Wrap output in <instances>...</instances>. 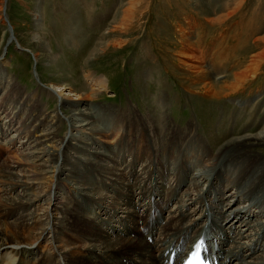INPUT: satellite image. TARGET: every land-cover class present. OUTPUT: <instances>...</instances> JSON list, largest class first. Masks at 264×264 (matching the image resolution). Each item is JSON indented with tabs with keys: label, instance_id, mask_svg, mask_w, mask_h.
<instances>
[{
	"label": "bare ground",
	"instance_id": "1",
	"mask_svg": "<svg viewBox=\"0 0 264 264\" xmlns=\"http://www.w3.org/2000/svg\"><path fill=\"white\" fill-rule=\"evenodd\" d=\"M194 27L183 29L174 53L192 79L189 90L199 88L212 102L245 89L264 49L250 55L248 64L238 59L226 73L224 63L209 65L212 54L201 46V34L192 36ZM217 68L221 72L214 73ZM77 87L62 84L57 91L86 95L85 87ZM167 94L158 93L156 100L144 93L152 104L141 115L79 101H69L68 110L62 100L69 131L95 135L91 142L73 143L59 134L62 118L42 111L38 97L25 96L0 68V264H167L169 249L189 251L200 236L209 239L215 264H264V156L251 153L264 143V126L224 144L215 135L211 145L194 125L176 129ZM119 132L114 145L101 143L107 133ZM22 138L29 143L22 142L15 162L8 152ZM137 161L142 163L136 169ZM92 173L102 180L91 179ZM56 176L60 187L72 188L61 191L52 183ZM141 228L153 234L152 242Z\"/></svg>",
	"mask_w": 264,
	"mask_h": 264
},
{
	"label": "rangeland",
	"instance_id": "2",
	"mask_svg": "<svg viewBox=\"0 0 264 264\" xmlns=\"http://www.w3.org/2000/svg\"><path fill=\"white\" fill-rule=\"evenodd\" d=\"M126 11L129 14L125 18ZM211 19L214 21L209 22ZM120 24H124V29H115ZM188 26L194 27L193 37L201 34V46L209 50L207 55L212 54L208 57L209 65L224 63L229 73L238 59L248 64L250 55L264 49V40L260 38L264 37V0H0V68L25 96L38 97L42 111L62 118L59 134L67 142H91L95 137L69 131V121L64 120L69 114L66 111L69 101L120 112L132 110L141 115L152 104L143 94L157 100L160 92L168 93L165 95L167 106L176 129L194 125L211 145L217 139L215 135L221 137L218 144H224L243 133H257L264 126V58L245 89L234 96L209 102L197 92L199 88L189 90L187 85L192 79L178 67L179 59L174 54L179 51L183 29ZM220 51L224 53L218 59ZM219 71L217 68L214 73ZM91 78L97 82L103 80L105 87L95 85ZM62 84L85 87L88 91L82 97L74 95L76 90L61 93L57 88ZM94 92L99 96L94 98ZM62 100L68 101L65 102L67 109L60 106ZM1 111L0 107V115ZM120 137L121 132L107 133L100 140L112 146ZM27 140L18 139L16 146H11L12 152L10 149L8 154L14 157L13 161L21 160L17 153L24 150L22 142L29 143ZM48 146L52 143L48 142ZM251 148V153L264 156V143ZM1 157L2 153L0 160ZM90 161L88 167H91ZM141 163L137 161L135 168ZM90 178L102 180L99 173H92ZM52 183L61 191L72 188L60 187L62 181L58 176ZM182 183L184 188L178 196L183 193L187 179ZM153 212L152 209L150 213ZM164 220L162 217L161 221ZM141 230L152 242L153 234L148 235L144 228ZM132 235L136 237L135 233Z\"/></svg>",
	"mask_w": 264,
	"mask_h": 264
},
{
	"label": "water",
	"instance_id": "3",
	"mask_svg": "<svg viewBox=\"0 0 264 264\" xmlns=\"http://www.w3.org/2000/svg\"><path fill=\"white\" fill-rule=\"evenodd\" d=\"M8 25H9L10 32H13V27H12V25L10 24L9 21H8Z\"/></svg>",
	"mask_w": 264,
	"mask_h": 264
},
{
	"label": "snow or ice",
	"instance_id": "4",
	"mask_svg": "<svg viewBox=\"0 0 264 264\" xmlns=\"http://www.w3.org/2000/svg\"><path fill=\"white\" fill-rule=\"evenodd\" d=\"M201 243H202V242H201ZM196 247L199 248V247H200V243H198V244L196 245Z\"/></svg>",
	"mask_w": 264,
	"mask_h": 264
}]
</instances>
